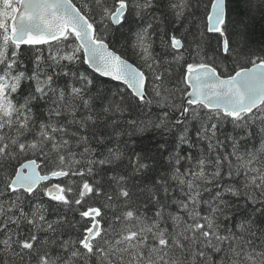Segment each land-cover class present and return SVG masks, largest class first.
Here are the masks:
<instances>
[{
	"label": "snow or ice",
	"instance_id": "obj_1",
	"mask_svg": "<svg viewBox=\"0 0 264 264\" xmlns=\"http://www.w3.org/2000/svg\"><path fill=\"white\" fill-rule=\"evenodd\" d=\"M253 7L0 0V264H264Z\"/></svg>",
	"mask_w": 264,
	"mask_h": 264
},
{
	"label": "trees",
	"instance_id": "obj_2",
	"mask_svg": "<svg viewBox=\"0 0 264 264\" xmlns=\"http://www.w3.org/2000/svg\"><path fill=\"white\" fill-rule=\"evenodd\" d=\"M251 3L254 5L251 13L243 16V23L238 26V31L244 32L245 36H236L234 39L244 40L246 38L249 46L254 49H260L264 48V14L260 11V5L264 4V0H251ZM244 24H247V29L244 28ZM210 35L212 34H208V36ZM207 38L206 36L205 39ZM189 39L191 38L189 37Z\"/></svg>",
	"mask_w": 264,
	"mask_h": 264
}]
</instances>
